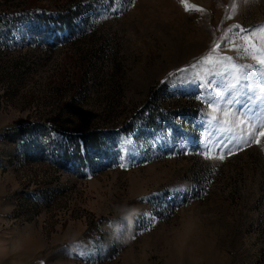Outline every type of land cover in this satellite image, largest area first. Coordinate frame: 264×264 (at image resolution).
I'll list each match as a JSON object with an SVG mask.
<instances>
[{
    "label": "rangeland",
    "instance_id": "1",
    "mask_svg": "<svg viewBox=\"0 0 264 264\" xmlns=\"http://www.w3.org/2000/svg\"><path fill=\"white\" fill-rule=\"evenodd\" d=\"M262 26L264 0H0V264H264V138L198 150L264 123L232 75Z\"/></svg>",
    "mask_w": 264,
    "mask_h": 264
},
{
    "label": "snow or ice",
    "instance_id": "2",
    "mask_svg": "<svg viewBox=\"0 0 264 264\" xmlns=\"http://www.w3.org/2000/svg\"><path fill=\"white\" fill-rule=\"evenodd\" d=\"M229 19H231V17H229ZM236 29L240 28V25L237 24L234 26ZM262 28H264V26H262ZM248 37L241 35L240 36V40L242 41H247ZM228 42V38L224 37L222 38V43H227ZM222 46L221 43L216 44L213 48L212 51L216 52L217 49H220ZM231 57H221L220 59H218L217 61L213 62L211 59H208L205 61V63L208 65L207 68L204 69V71L209 74V75H215V74H222L224 72H226L228 70L229 67H233L235 69V66H230V65H226L223 63L224 60H230ZM253 59H255V57H253ZM257 63L261 66L259 68H254L251 64H248L244 67H246L248 70L244 71L243 68L240 69H235L232 73L235 81L237 84H239L241 81H248V82H252L254 80L257 79H264V59H259L257 61ZM177 73L180 74V78L176 81V84L178 86H187L189 83L192 82V77L186 73L185 69H178ZM174 74L173 73H168V77H173ZM166 81H161V83H165ZM232 88H235L236 85L233 84L231 86ZM243 87H247L248 89H251L252 84L248 83L246 85H244ZM200 88H203V85H200ZM219 99H223V97L221 96ZM257 99H259V97H257ZM209 105V107H212L213 105H218L219 104V100L212 97L211 95L208 96L207 101H206ZM227 105H239L240 106V112L236 113L233 112V115L236 117V119L239 121V123L243 124L245 122V118L247 117L248 114L253 112V104L254 101H251V97L246 96V94L240 90H236L234 91L232 97L230 99H228L226 101ZM229 111H231V109H229ZM213 119H215V117H213ZM262 138H264V123H262L259 127V130L255 136L254 140H247L244 139L242 137H236V136H229V137H220L217 138L214 142V144L212 145H207V144H203L201 143L199 146V151L203 152V151H211L212 147H216L217 150L221 151V154L219 155V159L222 161L225 159V153L227 155H235L236 152L238 151H243L244 147L243 145H251V144H255V145H259L261 143ZM190 142H188V144H181L180 148L183 151L184 149H186L189 146ZM235 149V150H234ZM186 154V152H185ZM125 159L128 161L127 166L130 167L132 166V162L134 160V155L129 152L128 156L125 157ZM208 159H212L211 156L208 157ZM119 167L121 168H125L126 164L125 163H121L119 165ZM183 190V189H181ZM127 241H125L126 243Z\"/></svg>",
    "mask_w": 264,
    "mask_h": 264
},
{
    "label": "clouds",
    "instance_id": "3",
    "mask_svg": "<svg viewBox=\"0 0 264 264\" xmlns=\"http://www.w3.org/2000/svg\"><path fill=\"white\" fill-rule=\"evenodd\" d=\"M121 211H124L123 209L121 210ZM133 213H134V210H128L127 211V218H131V216L133 215Z\"/></svg>",
    "mask_w": 264,
    "mask_h": 264
}]
</instances>
